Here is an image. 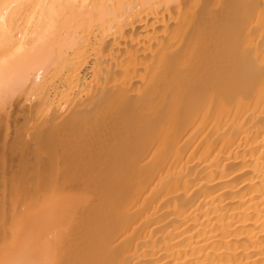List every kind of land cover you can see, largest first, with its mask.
I'll return each instance as SVG.
<instances>
[{
  "label": "bare ground",
  "instance_id": "bare-ground-1",
  "mask_svg": "<svg viewBox=\"0 0 264 264\" xmlns=\"http://www.w3.org/2000/svg\"><path fill=\"white\" fill-rule=\"evenodd\" d=\"M0 264H264V0H0Z\"/></svg>",
  "mask_w": 264,
  "mask_h": 264
}]
</instances>
